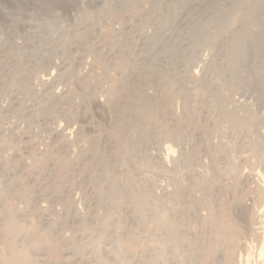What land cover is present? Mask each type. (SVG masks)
Segmentation results:
<instances>
[{"label": "rangeland", "instance_id": "rangeland-1", "mask_svg": "<svg viewBox=\"0 0 264 264\" xmlns=\"http://www.w3.org/2000/svg\"><path fill=\"white\" fill-rule=\"evenodd\" d=\"M64 2H65L64 6H57L56 5L57 2H55L54 4H49V3H44L42 0H0V64L3 61L5 55L2 52V49L6 47L10 51V52L8 51V54L7 53L6 54L9 55L10 58L15 59L11 63L12 64L11 66L16 65V63L19 64V62L21 61L20 67H24V68L23 70H21L22 68L19 70L22 73L20 74L25 78H27L26 82L23 84L24 87L23 86L20 87L21 85L19 86L17 81L13 79L12 77L13 75L8 76L7 69L6 72L2 71L5 73L6 76L4 75V73H1L0 71V80H1V76L2 78L3 77L6 78L8 76L7 77L8 79H6L7 81L9 79L10 80L13 79V82L8 81L9 85L6 84L7 85V87L5 85L6 88L5 87L0 88L1 91L0 146L2 144V146L0 147V208L1 209L2 207L6 209L11 208V210L10 209L9 210L11 211V213L14 214L15 217H17L16 218L17 223L21 228V232L19 236L17 235L18 237L16 236L14 237L15 239L17 238L16 239L17 242L19 241L21 242L23 238H28V237L30 238L32 236L35 238H39L40 236H42L41 233L43 231L42 228L44 227L43 225L44 222L51 223L55 227L57 226L56 228H58L60 231L59 233H61L59 234L58 245L56 248L57 250H53V251L43 250L39 252L38 251L34 252L33 250L32 253L33 264H36L37 260L40 261L43 260L42 264H49V263L56 264V262L58 263V261L62 263L65 262L66 264L73 262L75 259L79 260L80 264H84V262H80L83 260L82 258H84V261L89 260V258L90 260H92L94 256L101 253L102 251L104 252L108 251L110 253V255L113 257V258L111 257L112 262L110 261V263H114V264H120V263L152 264V262L159 264H166V263L187 264L189 258L188 256L189 255L191 256V252L194 254L195 252H197L199 248L202 247L204 248V246H213V244L216 246L215 242L219 240L218 237L219 234L214 230H212L213 231L212 234L209 225H204V223H206V219L209 218L210 215L213 217L212 213H214L213 209L210 208V206L207 205V203H205V198H209V197H210L209 198L210 201H213L214 203L215 202L218 203V204L216 203L214 204L218 212V215L222 217L220 218L222 220L223 225L227 223V226H229V228L230 226L232 227L229 230V228L225 225L230 233L233 232V235L235 237L232 234H229L228 235L229 238L227 237L226 242L224 243L225 245L222 244L221 246H219L221 251L220 249H218L219 247L217 248L216 246L215 253H217L216 254L217 257L215 260H214L215 257H213L210 259L212 261L210 262V260H208L207 263L206 262L207 260L205 261L202 260L201 258L198 259L196 258L194 264H213V263L214 264H239V263L245 264L246 263L245 261H247V259H249L248 260L249 262L247 261L248 264L257 263L258 258L256 256L257 254L256 248H258L257 246L258 242H256L257 240L255 239L256 234L253 233V231L251 232V230L249 229L247 230V226L248 224H250V222L256 224L258 222L257 220L259 218L260 213L264 212V207H263L264 188L260 187L262 184L261 177L264 176V99L261 100L260 98L259 100L257 89L254 88L255 86H252L253 87L252 88L246 85V81L248 77L253 75L252 70L248 64H243L242 66H240L238 71L234 74L235 77L243 81V83H241L238 87L229 86L231 75L228 72L220 76H214L215 74H212L211 62H213L212 60L214 58H217L216 59L217 62L214 59L215 63L218 64L224 63V60L220 58L221 55L219 57H214L216 51L223 50V48L225 47L223 46V44H226L228 42V41L224 42L225 41L224 38L216 39L214 46L201 47V49H199L200 51L198 55L195 56L193 60L188 59L189 60V62L187 63L188 71L185 70L184 66H181L184 64L180 63L181 67H179V71L181 72V70H184L183 74L185 75L186 72L187 76L189 77L188 79L189 81L187 80L184 84V86H186L187 88L184 86L180 87L179 84H172L170 87L166 86L164 88L168 90L166 94L158 95L157 91L161 88L159 87L158 89L159 82L154 77H150L147 81H145L146 83L142 85L141 87L142 95L150 98H156V97L161 98V99H155L157 104H159L157 113L158 114L160 113L159 117H164V119L166 118L167 121L166 120L165 121L167 123L165 121L163 122L159 121L157 124L152 123L148 129L151 137L146 140L141 139V132L137 126H135L133 123L128 126L125 136L128 139V144H131L134 147L136 151L135 156L137 158L139 157L138 158L139 163L136 165H132V164L128 165L126 163V160L128 161V159L131 158L132 152L123 147L124 154L122 153L121 157L122 159H124V161L120 163V166L118 164L117 170L118 171L121 170V172H116L115 177L116 180L118 179L119 181H121V183L123 182L122 184L126 186L124 181L125 177H127L128 174L126 173V171L129 172V170L132 169L133 173L135 172L134 175H132L133 179L135 177L134 181L137 182L135 183L139 187V189L142 188V186L144 187L146 186L149 189L150 192L149 204L151 205L148 204L147 206L148 208L146 207L145 208L146 210L145 211L143 210L144 215H142V219L144 222V216H145V222L143 224L142 223L140 224L138 220V216H139L138 213L131 211L133 210V208L130 205L131 204L130 201H128L129 199L128 200L123 199L121 201H118V204L115 205L116 207L114 206L109 213V218H110L109 220H111V227H109L110 226L109 225L108 228H106L107 232L105 230V235H103V237L97 236L95 230L97 226L100 224L101 217L103 215L105 216L108 215L107 213L108 208L104 205L102 207V205L99 206V204H97L99 194H97L96 192L95 184L99 171L97 165H95L96 161L92 158L88 159V156L89 154L94 155V154H98L99 152L98 155L100 156V158L102 157L99 161V164L101 163V161H107L114 158V151L108 149L107 147L105 148L102 139L104 136L110 135L111 133L112 134L110 136L116 138L113 135L114 132L111 130V124L113 123L111 121L115 119L117 113L119 112L115 108L116 103L120 101V97L122 96L121 94L118 95L120 93L118 92L119 85L121 84L123 77H126V75L132 73V71L134 72L138 71V69L134 70V69H130V67L128 68L127 66H124L123 63L115 65L114 57H116V54L118 55L117 57H119L123 53H111L110 50L111 51L113 50V52L116 51L119 48V47L117 48V46L119 45H123V49L125 48V50L139 49V47L142 46L146 38L152 35L153 32L155 31V25L152 23V20L148 18L150 16H146V14L149 12L154 17H158V14L156 12H152L153 0H122L124 6L126 7V11L124 13H119L118 11L112 13L113 15L111 14L109 15L107 13V0H64ZM130 16H132V18L128 19V17ZM237 21L238 18L232 20L231 23L232 27L238 24L239 21L238 22ZM124 23H127L128 25H130L132 29H134L133 34L135 33V37L133 36V34L132 35L129 34L128 32L129 30L124 29ZM60 29L63 30L62 34H58ZM258 29H259L258 24L252 25L253 31H257ZM45 37L48 38L50 37L51 39H53V43L52 42L49 43L48 44L49 46L53 44L55 45L62 44L64 46V49L65 47H68L69 44H71L74 38L85 40V42H88L93 46V48L91 49L98 50L97 52L100 53H97L95 51H93L92 53L91 50L89 51L86 50L85 52L82 53L78 50L79 48L78 44L75 43L78 47L71 45L70 49L67 48L64 52L58 51V53L46 52L43 54H39L38 56L43 58L50 57L51 64L49 63L47 67H38L39 66L38 62H40L41 64L42 59H40L35 54L32 55L29 54L30 56L26 54L25 55L22 54L21 56L19 51H21L20 49H22L23 47L25 48L26 46H28V49H30L32 47L31 45H35V44L39 45L41 43V40L44 39ZM220 40H222L223 42ZM114 41L115 43H113ZM12 51H14V53H12ZM106 51L107 53L108 52L110 53L107 54ZM15 52L19 54L18 58H17V53ZM189 52L190 53L192 52V47L189 48ZM141 54H145V53H141ZM141 54L139 53L138 55V53L137 54L129 53V55L128 54L126 55L129 58L132 57L133 59L137 55L136 57H138L139 59V57H141L140 56ZM33 55H35L36 57ZM164 59L167 60L166 58ZM66 62L68 64L69 62H73V63L70 66L67 64L68 65L67 66ZM21 63L23 64L22 66ZM71 66L73 68H71ZM138 66L140 67V65ZM8 72L10 75L11 73L10 70ZM211 75H213L212 76L214 80V82L212 81L213 84L215 86H218V88L220 87L219 88L220 95L223 98L225 97L224 99L227 100V102H225L226 110L232 111L234 114H236L237 118L240 117L246 118L247 115H249V113L252 115V119L246 125V127L245 126L243 127L244 129L241 128L242 130L240 129L238 131L239 128L236 129L233 126L231 127L230 121H227L228 120L227 117L226 120V118L220 114L218 118L217 115L220 112L218 111L217 114V112L215 111L217 110L216 108L213 109L212 106L211 109L213 110H210V107L207 108L200 102L199 98L211 96V93L204 89V79L205 78L211 79ZM130 78H132V75ZM14 80L16 83L14 82ZM81 84L82 85L84 84L85 88H83L84 85L81 88L82 86ZM26 87L28 88V91L31 89L30 91L32 92L29 91L30 93L29 92H26V94L23 93L21 91V88H26ZM208 87H211V85H208ZM93 88L95 90H92L94 92L91 93L92 92L91 89ZM83 89L85 90L82 91ZM187 89H190L188 90L189 91L188 96L186 93ZM203 90L207 92L206 95L204 94L205 91ZM33 92H35L36 95ZM166 96L169 98H167ZM42 98L44 99L43 101L41 100L43 104H40L41 103L40 99ZM59 98H61V100H59ZM191 99L193 101H191ZM19 100L24 101L22 103H23L24 111L26 110L25 112H23V109H19V110L17 109V111L10 109L11 106L13 105L12 103L18 102ZM53 100L58 101L57 103L59 105L55 101L53 102ZM52 103L54 104L56 103L57 107L56 104L54 105ZM200 105H203L204 107ZM39 106H42V108L47 106L48 110L47 109L44 110ZM161 106L163 107L161 108ZM240 106L243 108H241ZM50 107L52 110L50 109ZM159 108L161 109L160 111ZM205 108L206 110L208 109L207 111L209 113L205 110ZM87 109L90 112L87 111ZM233 109H235V111ZM20 110H22L21 111L22 113L20 112ZM38 111L41 112L43 111V113ZM122 112L127 113V110L125 109V111ZM132 115L133 117L131 118V120H134L136 117H140L141 113L139 111L133 112ZM198 116L199 118H197ZM215 117L217 118L216 120L214 119ZM217 120L219 121V123L216 125L213 122L217 123L218 122ZM108 122L111 124H109ZM163 124H165L166 126L168 125V127L173 129L174 131L173 133L175 134L178 133L179 135L182 134L181 135L182 138L170 137L166 135V133L164 134L163 131L165 127ZM60 132H65L66 136L61 134ZM157 133H159L160 135L159 134L157 135ZM165 141L171 142L175 149V150L173 149L172 152L169 151L170 156L167 158L166 156H168V154H166V151L164 152V149L160 147V145H162V143H164ZM255 141H258L257 142L258 145H256L258 147H255L254 145ZM175 143L179 145H176ZM92 144L98 148L96 152H93V150H91L93 148ZM192 151L195 152L196 154L192 153ZM186 153L188 154L190 153L192 154V156L194 155L192 157L193 159L191 158L190 160L191 163L190 162L188 163L190 166V168L188 169L189 171L186 168L188 164H184V162H182L181 159L182 156H184V154ZM160 157L165 158L164 163H161ZM168 159L170 160L168 161ZM2 162L8 164V166L3 164ZM41 165L44 166V167L42 166L43 168L46 167L48 170H45L46 172L45 171L43 172L42 171L43 169L41 170ZM20 170L21 173H18V176L20 175L19 177L18 176L16 178L10 177L11 173H16L17 171ZM257 172L263 175L260 177L257 176L256 180L255 178L252 179L251 178L252 176L250 175H254ZM188 173L189 174L191 173V175L189 176ZM108 175L111 177L110 174ZM108 175L107 178L109 179ZM12 178L13 180L11 182L10 179ZM91 178L94 179V181H92ZM203 182H206L207 185L205 183L203 184ZM260 182L261 184L259 185ZM191 184H193L194 187L191 186ZM7 185L9 187L11 186L12 187L17 186V188L19 186L20 187L16 191L14 190V192L13 191L11 192V190L8 191V189L10 188H8ZM203 186L210 187L209 189L210 193L208 197L202 191ZM126 187L128 188V186ZM174 187L176 189L178 188L181 189V187L183 189L184 188L188 189L187 190L188 195H186L187 197L186 196L185 197L187 200H189V203L191 202L190 203L191 205L190 204L186 205L182 202H179L180 203L179 204L175 199L170 197L176 191ZM191 187L192 189H189ZM3 189L6 190L4 191ZM44 192L46 194H44ZM169 192H171V194ZM235 196L238 197L240 201V203L237 202L239 206L245 205L244 208H247V211L248 209L250 210L248 211V213L250 212L248 216L249 219L247 218L244 221L242 220L243 223H241L242 221H239L240 224L242 225L244 224L243 231L235 230L237 228H240L239 225H237L239 222L235 224L236 222L228 214L229 208L230 210L232 209L234 210L235 208L237 209V207H239L238 204H236L235 200L237 198ZM38 197L40 198L38 199ZM217 197L218 200L220 201L216 199ZM233 197H235L234 200ZM41 199L42 202L40 201ZM214 199L217 200L218 202L214 201ZM221 200L224 202H222V204H219L221 203ZM232 200L234 201V204ZM192 203L195 204L193 205ZM227 203L228 206H226ZM229 203H231V206ZM242 203L243 205H240ZM178 204L179 206H177ZM5 205L6 206L8 205L9 207L8 206L6 207ZM51 206H55V207H51ZM224 206L225 208L223 210H225L226 212H224L220 208ZM231 207L233 208L231 209ZM226 208L228 209L226 210ZM1 209H0V213H1L0 230L4 228V227L1 228V226L3 224L5 225V221H6L5 213ZM50 209L53 211H51ZM210 209L213 212L210 211ZM221 211H223V214H225L224 218L222 216L223 214ZM2 214L4 215V218ZM173 215H177L176 217L178 218L182 217V221L184 220L183 224L186 223L184 225L185 227L183 226L180 228L181 232L178 235L179 238H176L174 242L173 240L169 241V239L166 237V234L164 233V230H162L163 228H160L163 225L170 227L176 226L177 223L172 219H170ZM226 215L228 218L231 217V219L229 218L230 219L229 222ZM211 216L210 219L212 218ZM163 218L166 220V222ZM203 218H205V220ZM160 219L163 221V223L160 221ZM210 219L207 220V223H209L208 221H210ZM223 219L226 220V223L223 222L224 221ZM67 221L69 222L67 223ZM159 221L161 223H159ZM87 222L89 223L87 224ZM1 223L3 224L1 225ZM231 223L232 224L234 223L233 226L231 225ZM41 224L43 226H40ZM202 226L203 227L205 226L206 228L208 226L207 230L210 229L209 230L210 232L205 230V227L203 228ZM235 226L237 228L234 229ZM78 228L80 231L78 230ZM233 229L236 232H234ZM82 232L85 233L83 234ZM119 234H122L125 239L122 236L121 239L119 240L120 243L119 241L118 242L116 241L114 242V244H112L111 240L112 239L115 240L117 238L116 236H118ZM133 235L135 236L133 237ZM205 237H207L208 239ZM92 238L96 239L97 241H95ZM160 238L163 239L164 241L166 239L165 244L161 243L162 240ZM3 239H4L3 236H1L0 264H9L8 262L9 248L7 243H5V240ZM87 241H90L91 244L90 242ZM241 241L246 243V244L242 243L245 246V247L243 246L245 248V250L243 251H242L243 247H240ZM204 242L206 245L202 244ZM210 242L213 244H211ZM73 243H75L74 244L75 246H79L80 249L83 247V243L84 245L87 244L90 247L87 246L88 248L84 253L78 252V255L76 253V255L74 256L67 257V255H70L67 254V249H69V246L71 247L72 246L71 244ZM121 243L124 246H122ZM172 243L173 244L176 243V244L173 245ZM237 243L238 245H236ZM116 244L119 245L117 246ZM167 244L169 245L166 247L165 245ZM174 246H176L177 249ZM169 247L172 248L170 249L171 251L169 250ZM156 250L160 255L157 254ZM148 251L151 253L154 252L156 253L155 255L158 256L157 259L158 262L145 259L144 253ZM240 251L243 252L241 254L242 256L238 255L240 254ZM53 254L55 255L53 256ZM220 255H222V260L221 259L218 260V256ZM72 257H74L73 258L74 260H72ZM238 257H241V259H239ZM124 258L125 260H123ZM79 263L77 261L76 264Z\"/></svg>", "mask_w": 264, "mask_h": 264}, {"label": "bare ground", "instance_id": "bare-ground-1", "mask_svg": "<svg viewBox=\"0 0 264 264\" xmlns=\"http://www.w3.org/2000/svg\"><path fill=\"white\" fill-rule=\"evenodd\" d=\"M44 3H49V4H54L55 2H57V6H64L65 5V2L64 0H42ZM114 5V6H113ZM119 13H124L126 11V7L124 6L122 0H107V13L110 15H113L112 13H115V12H118ZM152 12H156L158 14V17H154L152 14H150L149 12L146 14V16H150L148 18H150L152 20V23L155 25V31L153 32L152 35H150L148 38H146V40L143 42L142 46L139 47V49H135V50H125V48L123 49V45H119L117 46V50L113 52V50L110 52L111 53H123L121 54L119 57H117L118 55L116 54V57L115 60H114V64L115 65H118V64H122L124 66H127L128 68L130 67V69H138L137 72H134L132 71V73L126 75V77H123L122 79V82L121 84L119 85V89H118V92H120L118 95H122L120 97V101L119 102H115L116 105H115V108L119 111L115 117V119H113V122L111 124V130L114 132L113 135L116 137V138H113L112 136L110 135H106L103 137V144L105 145V148L107 147L108 149L110 150H113L114 151V158L113 159H110V160H107V161H101V163L99 164V161L100 159V156L98 154H94V155H91L89 154L88 156V159L89 158H92L94 159L96 162L95 165H97L98 167V171H99V174H98V177L96 179V184H95V189H96V192L97 194H99V198H98V202L97 204H99V206L103 205L106 206L108 209H107V213L108 215L105 216L103 215L100 219V224L97 226L95 232L97 234L98 237H103V235H105V230L106 228L111 227V220H109V213L110 211L112 210V208L118 204V201H121L123 199H129L128 201H130V205L131 207L133 208V210L131 211H134L136 213H138V220H139V223L143 224L145 222V216H144V222H143V219H142V215L143 214V210L145 211L146 207L148 206L149 204V189L145 186H142V188L139 189V187L136 185V181H134L133 179V176L134 173L132 171V169L128 171H126L127 174V177H125L124 181H125V184L126 186H128V188L121 183V181H119L118 179L116 180V172H121L117 170V166L119 164L120 166V163L124 161V159H122V153L124 151L123 147L126 148L127 150L131 151L132 152V156L130 159H128V161L126 160V163L128 165L132 164V165H136L139 163V160L138 158L135 156L136 155V151L134 149V147L131 145V144H128V139L127 137L125 136L126 135V131H127V128L129 125H131L132 123L137 126L141 132V139H148L151 137V135L149 134V127L152 123H155L157 124L159 121H165L166 118L164 119V117H159V114L157 113V109H158V106L159 104H157L156 100L155 99H161L160 97H156V98H150V97H145L144 95H142V85H144L150 77H154L155 79L158 80L159 82V86H158V89L159 87L161 89H159L157 92L158 95H162V94H166V92L168 90L164 89L166 86L167 87H170L172 84H179L180 87L181 86H184L185 82L189 79V77L187 76L186 72H185V75L183 74V71L184 70H181V72L179 71V67L181 66H184L185 67V70L188 71V62L189 60L188 59H191L193 60L195 58V56L198 55L199 53V49H201V47H205V46H214L215 45V41L216 39H221V38H224L225 41H228L226 44H223V46H225L223 48V50H220V51H216L215 53V56L213 54L214 57H219L220 55V58H222L224 60V63L223 64H218V63H215L214 62V59L216 60L217 58H214L211 62L212 65H211V72L212 74H215L214 76H220L226 72H228L230 75H231V79L229 81V86L230 87H238L241 83H243L242 80L238 79L237 77H235V73L238 71V69L240 68V66H242L243 64H248L252 70V74L251 76L248 77L247 81H246V85H248L249 87H252V86H255L254 88L257 89V92H258V98L260 100H263L264 99V0H153L152 2ZM132 16L128 17V19H131ZM235 18H238V24L234 27H232V20L235 19ZM127 19V20H128ZM237 20V19H236ZM234 20V21H236ZM254 24H258L259 25V29L257 31H253L252 30V25ZM231 25V27H230ZM154 27V26H153ZM124 29H127L129 30V34H133V31L134 29H132L130 27V25H128L127 23H124ZM131 29V31H130ZM63 30L60 29L59 30V33L58 34H62ZM142 35V34H141ZM133 36L135 37V33L133 34ZM61 37V36H60ZM55 40V39H54ZM139 40V38H138ZM223 40V39H222ZM220 40V41H222ZM53 43V39H51L50 37H45L44 39L41 40V43L39 45H31L32 47L30 49H28V46H26L25 48L23 47L22 49H20L21 51L20 54L22 56L23 55H28L30 56L29 54H35L36 56H38L39 54H43V53H46V52H50V53H58V51H62L64 52L67 48L70 49V46L73 45V46H77L76 44H78L79 48L78 50L80 52H85L86 50H91L92 53L93 51L97 52L98 50H93L91 48H93V46L91 44H89L88 42H85V40H80V39H77V38H74L71 42V44H69L68 47H65L64 49V46L62 44H53V45H48L49 43ZM139 42V41H138ZM223 42V41H222ZM74 43V44H73ZM76 43V44H75ZM115 43V41L113 42ZM191 45V46H190ZM72 46V47H73ZM77 46V47H78ZM192 47V52L190 53L189 52V48ZM220 47V46H219ZM111 48V47H110ZM28 49V50H27ZM73 49V48H72ZM82 49V50H80ZM203 50V49H202ZM8 48H4L2 49V52L5 54L4 55V58H3V61L1 62L0 64V68H1V73H4L2 71H5L6 72V69L9 71L10 70V75H9V72L7 71L8 73V76H11L13 75V79H15L18 83V85L20 87L23 86V84L26 82V79L24 76H22L21 74V71H19L21 68V70H23L24 67H20V62L19 64H17L16 62V65H13L11 66L13 60L15 59H12L9 57L8 54ZM10 52V51H9ZM105 52V51H104ZM108 52V53H110ZM7 53V54H6ZM12 53H14V51H12ZM17 53V52H15ZM97 53H100V52H97ZM103 53V52H102ZM107 53V51H106ZM107 53V54H108ZM132 54V53H145V54H141L138 59V57H134V59L132 57H128L126 54L129 55ZM11 54V53H10ZM191 54V56H190ZM16 55V54H15ZM33 55V56H35ZM35 56V57H36ZM12 57V56H11ZM14 57V55H13ZM19 57V54L17 53V58ZM40 59H42L41 61V64L40 62H38L39 66L38 67H47L48 64L50 62V57H47V58H43V57H40L38 56ZM86 57V56H85ZM113 57V56H112ZM199 57V56H198ZM16 58V59H17ZM25 58V57H24ZM32 58V57H31ZM110 58V57H109ZM164 58H166L167 60H165ZM197 58V57H196ZM20 59H23V58H20ZM198 59V58H197ZM18 60V59H17ZM19 61V60H18ZM26 61V60H25ZM63 61V60H62ZM24 62V61H23ZM30 62V61H29ZM83 62V61H82ZM217 62V60H216ZM73 62H69V64L66 62V65L68 64L69 66L72 65ZM180 63H183L184 65H181L180 66ZM222 63V62H221ZM14 64V63H13ZM32 64V63H31ZM65 64V63H64ZM84 64V63H83ZM23 64L21 63V66ZM34 65V64H33ZM67 65V66H68ZM74 65V64H73ZM82 65V64H81ZM140 65V67L138 66ZM25 66V65H24ZM122 66V65H121ZM60 67V66H59ZM126 67V68H127ZM61 68V67H60ZM68 68V67H67ZM71 68H73L71 66ZM119 68V67H118ZM195 68V67H194ZM49 69V68H48ZM147 69V70H146ZM210 69V68H209ZM25 70V69H24ZM64 70V69H63ZM197 70V69H196ZM41 71V70H40ZM49 71V70H48ZM32 72V71H31ZM21 73V74H20ZM190 73V72H189ZM25 74V73H24ZM23 74V75H24ZM28 74V73H27ZM74 74V73H73ZM2 75V74H1ZM5 75V73H4ZM3 75V76H4ZM72 75V74H71ZM132 75V78H130ZM189 75V74H188ZM6 76V75H5ZM7 76V77H8ZM31 76V75H30ZM74 76V75H73ZM130 76V77H129ZM213 75H211V79H204V89L208 92L211 93V96L209 97H203V98H199L200 99V102L206 106L207 108L210 107V110H213L214 108H216L217 110H215L218 114V111L220 112L217 116L219 118V115L221 114L222 116H224L226 118L227 121H230V126L238 129V131L243 128L244 126L246 127V125L250 122V120L252 119V115L249 113V115L244 116L246 118H237L236 114H234L232 111H228L226 110V107H225V102H227L226 99H224L220 93H219V88L218 86H215L213 84L214 80L212 78ZM5 78L1 76V80H0V88L1 87H5L6 84L9 85L8 81H11L13 82V79L12 80H6L8 78ZM46 77V76H45ZM75 77V76H74ZM192 78V77H191ZM190 78V79H191ZM5 79V80H3ZM55 79V78H54ZM14 80V82H15ZM198 80V79H197ZM31 81V80H30ZM189 81V80H188ZM200 81V80H199ZM213 81V82H212ZM47 82V81H46ZM45 82V83H46ZM51 82V81H50ZM16 83V82H15ZM82 83V82H81ZM49 84V83H47ZM36 85V84H35ZM61 85V84H60ZM82 85V84H81ZM84 85V84H83ZM83 85L81 86V88L83 87ZM200 85V84H199ZM202 85V84H201ZM208 85H211V87H208ZM33 86V85H32ZM43 86V85H42ZM41 86V87H42ZM65 86V85H64ZM7 87V85H6ZM5 87V88H6ZM24 87V86H23ZM50 87V86H49ZM89 87V86H88ZM186 87V86H184ZM202 87V86H201ZM27 88V87H26ZM21 88V91L23 93L26 94V92H29L28 91V88ZM85 88V85L84 87ZM187 88V87H186ZM185 88V89H186ZM253 88V87H252ZM4 89V88H2ZM1 89V90H2ZM50 89V88H49ZM48 89V90H49ZM184 89V90H185ZM6 90V89H5ZM53 90V89H52ZM69 90V89H67ZM72 90V89H71ZM85 89H83L82 91H84ZM87 90V88H86ZM89 90V88H88ZM92 90H95L94 88L91 89ZM190 89H187L186 93H187V96H188V93ZM203 90V91H205ZM181 91V90H180ZM205 91V95H206V92ZM5 92V91H4ZM32 92V91H30ZM29 92V93H30ZM90 92V90H89ZM94 91H92L91 93H93ZM104 92V91H103ZM1 93V91H0ZM18 93V92H17ZM35 93V92H33ZM52 93V92H51ZM81 93V92H80ZM84 93V92H83ZM86 93V91H85ZM84 93V94H85ZM90 93V94H91ZM170 93V92H169ZM172 93V92H171ZM222 93V92H221ZM24 94V95H25ZM40 94V93H39ZM49 94V93H48ZM67 94V93H66ZM88 94V93H87ZM104 94V93H103ZM144 94V93H143ZM14 95V94H13ZM23 95V96H24ZM36 95V93H35ZM79 95V93H78ZM157 95V96H158ZM186 95V94H185ZM203 95V96H205ZM22 96V97H23ZM28 96V95H27ZM30 96V95H29ZM56 96V95H55ZM64 96V95H63ZM67 96V95H66ZM83 96V95H82ZM85 96V95H84ZM98 96V95H97ZM102 96V95H101ZM168 96V95H167ZM166 96V97H167ZM172 96V95H171ZM186 96V97H187ZM16 97V96H15ZM35 97V96H34ZM47 97V96H46ZM54 97V96H53ZM52 97V98H53ZM60 97V96H59ZM86 97V96H85ZM96 97V96H95ZM191 97V96H190ZM189 97V98H190ZM196 97V96H195ZM248 97V96H247ZM20 98V97H19ZM17 98V99H19ZM103 98V97H102ZM169 98V97H167ZM21 99V98H20ZM23 99V98H22ZM56 99V98H55ZM65 99V98H64ZM73 99V98H71ZM106 99V98H105ZM122 99V100H121ZM166 99V98H165ZM163 99V100H165ZM196 99V98H195ZM14 100V99H13ZM32 100V99H30ZM43 101L44 99H40V101ZM48 100V99H47ZM57 100V99H56ZM56 100H53V102L55 101L56 103L58 101ZM59 100H61V98H59ZM67 100V99H66ZM89 100V99H88ZM91 100V99H90ZM119 100V99H117ZM116 100V101H117ZM188 100V99H187ZM186 100V101H187ZM226 100V101H225ZM27 101V100H26ZM29 101V100H28ZM41 101L40 104H43ZM159 101V100H158ZM190 101V99H189ZM191 101H193L191 99ZM13 102V101H12ZM24 101H18V102H15V103H12L13 105L11 106V110H16L17 109H23V103ZM46 102V101H44ZM60 102V101H59ZM70 102V101H69ZM84 102V101H83ZM55 103V104H56ZM72 103V102H71ZM45 104V103H44ZM50 104V103H49ZM54 104V103H52ZM54 104V105H55ZM58 104V103H57ZM57 104H56V107H57ZM69 104V103H68ZM84 104V103H83ZM241 104V103H240ZM239 104V105H240ZM25 105V104H24ZM46 105V104H45ZM48 105V104H47ZM59 105V104H58ZM203 105H200V106H203ZM242 105V104H241ZM44 106V105H43ZM49 106V105H48ZM53 106V105H52ZM185 106V105H184ZM203 106V107H204ZM213 106V109H211ZM236 106V105H235ZM244 106V105H243ZM4 107V106H3ZM29 107V106H27ZM42 108V106H39ZM55 107V108H56ZM163 106H161L162 108ZM186 107V106H185ZM199 107V106H198ZM241 107V106H240ZM25 108V107H24ZM31 108V107H30ZM39 108V109H41ZM48 107L45 106L44 110H46ZM54 108V107H53ZM60 108V107H59ZM89 108V107H88ZM243 108V107H241ZM51 109V107H50ZM65 109V108H64ZM67 109V108H66ZM125 109L127 110V113H123L122 111H125ZM239 109V108H238ZM30 110V109H29ZM33 110V109H32ZM43 110V111H44ZM48 110V109H47ZM52 110V109H51ZM161 109L159 108V111ZM202 110V109H201ZM206 110V108H205ZM208 110V109H207ZM206 110V111H207ZM235 111V109H233ZM242 110V109H241ZM22 110H20L21 112ZM26 111V110H25ZM24 109H23V112H25ZM43 111H38V112H41L43 113ZM50 111V110H49ZM48 111V112H49ZM64 111V110H62ZM61 111V112H62ZM67 111V110H66ZM85 111V110H83ZM87 111H89L87 109ZM108 111V110H107ZM140 112L141 115L140 117H136L134 120H131V118L133 117V112ZM247 111V110H246ZM245 111V112H246ZM10 112V111H9ZM56 112V111H55ZM58 112V111H57ZM90 112V111H89ZM203 112V111H202ZM201 112V113H202ZM208 112V111H207ZM215 112V113H216ZM8 113V112H7ZM17 113V112H16ZM22 113V112H21ZM46 113V111H45ZM66 113V112H65ZM87 113V112H86ZM193 113V112H192ZM200 113V112H199ZM209 113V112H208ZM207 113V114H208ZM252 113V112H251ZM31 114V113H30ZM29 114V115H30ZM39 114V113H38ZM174 114V113H173ZM203 114V113H202ZM213 114V113H212ZM23 115V114H22ZM88 115V114H87ZM110 115V114H109ZM162 115V114H161ZM194 115V114H193ZM199 115V114H198ZM201 115V114H200ZM209 115V114H208ZM31 116V115H30ZM29 116V117H30ZM43 116V115H42ZM85 116V115H84ZM164 116V115H163ZM177 116V115H176ZM189 116V115H188ZM196 116V115H195ZM207 116V115H205ZM27 117V116H26ZM32 117V116H31ZM38 117V116H37ZM40 117V116H39ZM59 117V116H58ZM175 117V116H174ZM191 117V116H190ZM213 117V116H212ZM221 117V116H220ZM4 118V117H3ZM46 118V117H45ZM168 118V117H167ZM182 118V117H181ZM199 118V116L197 117ZM223 118V117H222ZM242 118V119H241ZM8 119V118H7ZM59 119V118H58ZM172 119V118H171ZM170 119V120H171ZM189 119V118H188ZM211 119V118H210ZM215 120L217 119L216 117L214 118ZM213 119V120H214ZM73 120V119H72ZM191 120H194V119H191ZM190 120V121H191ZM219 120V119H218ZM217 120V121H218ZM56 121V120H55ZM167 121V120H166ZM165 121V122H166ZM198 121V120H196ZM200 121V120H199ZM220 121V120H219ZM219 121L216 123V122H213L215 123L216 125L219 123ZM23 122V121H22ZM21 122V123H22ZM33 122V121H32ZM58 122V121H57ZM81 122V121H80ZM223 122V121H222ZM167 123V122H166ZM206 123V121H205ZM204 123V124H205ZM30 124V123H29ZM87 124V123H86ZM195 124V123H194ZM221 124V123H220ZM37 125V124H36ZM101 125V124H100ZM164 125V134L166 133V135L170 136V137H176V138H182L181 135L182 134H178V133H173V129H171L170 127H168V125L166 126L165 124ZM171 125V124H170ZM189 125V124H188ZM201 125V124H200ZM209 125V124H208ZM72 126V125H71ZM206 126V125H205ZM204 126V127H205ZM213 126V125H212ZM215 126V125H214ZM69 127V126H68ZM172 127V126H171ZM219 127V126H218ZM206 128V127H205ZM214 128V127H212ZM65 129V128H64ZM244 129V128H243ZM15 130V129H14ZM57 130V129H56ZM55 130V131H56ZM59 130V129H58ZM199 130V128H198ZM229 130V129H228ZM242 130V129H241ZM203 131V130H202ZM218 131V130H217ZM49 132V131H48ZM78 132V131H77ZM243 132V131H242ZM241 132V133H242ZM61 134L65 135L66 133L65 132H60ZM230 133V132H229ZM239 133V132H238ZM159 133H157L158 135ZM226 134V133H225ZM160 135V134H159ZM184 135V134H183ZM195 135V134H194ZM203 135V134H202ZM201 135V137H202ZM66 136V135H65ZM165 136V135H164ZM188 136V135H187ZM186 136V137H187ZM198 136V135H196ZM195 136V137H196ZM204 136V135H203ZM225 136V135H224ZM62 137V136H61ZM194 137V136H193ZM56 139V138H55ZM117 139V140H116ZM198 139V138H197ZM233 139V138H232ZM66 140V139H65ZM69 140V139H68ZM67 140V141H68ZM161 140V138H160ZM165 140V139H164ZM187 140V138H186ZM200 140V139H199ZM202 140V139H201ZM257 140V138H256ZM100 141V140H99ZM196 141V139H195ZM118 142V144H117ZM156 142V141H155ZM186 142V141H185ZM192 142V141H191ZM200 142V141H199ZM258 141H255L254 142V145L255 147H258L256 145H258L257 143ZM69 143V142H68ZM176 144V143H175ZM174 144V145H175ZM93 145V144H92ZM176 145H179V144H176ZM253 145V146H254ZM2 146V144H1ZM0 146V147H1ZM181 146V145H180ZM194 146V145H193ZM197 146V145H196ZM252 146V145H251ZM93 148L91 150H93V152H96V150L98 149L97 147H95L94 145L92 146ZM100 147V146H99ZM160 147L162 149H164V152L166 151V154H168L167 157H169V151L172 152V150L174 149L173 145L171 142H164L162 143V145H160ZM159 148V147H158ZM194 149V148H193ZM100 150V149H99ZM175 150V149H174ZM71 151V150H70ZM139 151V150H138ZM163 151V150H162ZM168 151V153H167ZM60 152V151H59ZM192 153L196 154L195 152L192 151ZM212 153V152H210ZM93 154V153H92ZM124 154V153H123ZM126 154V153H125ZM172 154V153H171ZM198 154V153H197ZM96 155V156H95ZM98 155V156H97ZM101 155V153H100ZM128 155V154H127ZM140 155V154H139ZM183 155V154H182ZM215 155V154H214ZM217 155V154H216ZM172 156V155H171ZM194 156V155H193ZM192 154H184V156H182V162H184V164H188L191 160V158L193 157ZM217 157V156H215ZM87 158V157H86ZM161 158V157H160ZM173 158V157H172ZM171 159V158H170ZM168 159V161L170 160ZM193 159V158H192ZM213 159V158H212ZM227 159V158H226ZM147 160V159H145ZM165 158H161V163H164L165 161ZM216 160V159H215ZM220 160V158H219ZM193 161V160H192ZM142 162V161H140ZM149 162V161H148ZM217 162V161H216ZM219 162V161H218ZM3 163V162H2ZM27 163V162H26ZM145 163V162H144ZM152 163V162H151ZM191 163V162H190ZM5 165L8 166V164L6 163H3ZM46 164V163H45ZM87 164V163H86ZM176 164H177V161H176ZM183 164V163H182ZM17 165V164H16ZM125 165V164H124ZM193 165V164H192ZM217 165V164H216ZM215 165V166H216ZM219 165V164H218ZM43 165H41V170L44 172L45 170H48L46 167L43 168L42 167ZM71 166V165H70ZM141 166V165H140ZM146 166V165H145ZM167 166V165H166ZM189 166V164H188ZM186 167L187 170L190 168L189 167ZM196 166V165H195ZM26 167V166H25ZM28 167V166H27ZM40 167V166H38ZM67 167V166H66ZM83 167V166H82ZM135 167V166H133ZM137 167V166H136ZM161 167V166H160ZM183 167V166H182ZM227 167V166H226ZM231 167V166H230ZM7 168V167H6ZM68 168V167H67ZM74 168V167H73ZM85 168V167H84ZM215 168V167H214ZM218 168V167H217ZM234 168V167H233ZM4 169H5V166H4ZM77 169V168H76ZM136 169V168H135ZM139 169V168H138ZM221 169V168H220ZM7 170V169H6ZM26 170V169H25ZM148 170V169H147ZM146 170V171H147ZM153 170V169H152ZM166 170V169H165ZM219 170V169H218ZM226 170V169H225ZM256 170V169H254ZM4 171V170H2ZM12 171V170H11ZM62 171V170H61ZM97 171V172H98ZM175 171V170H174ZM186 171V170H185ZM189 171V170H188ZM215 171V170H214ZM16 172V171H15ZM46 172V171H45ZM83 172V171H82ZM95 172V170H94ZM154 172V171H153ZM166 172V171H165ZM191 172V170H190ZM230 172V171H229ZM249 172V171H248ZM7 173V171H6ZM18 173H21V170L20 171H17L16 173H11L10 174V177H17L18 176ZM34 173V172H33ZM64 173V172H63ZM71 173V171H70ZM155 173V172H154ZM163 173V172H162ZM181 173V172H180ZM184 173V172H183ZM194 173V172H193ZM216 173V172H215ZM37 174V173H36ZM57 174V173H56ZM110 174L111 177L108 175ZM123 174V173H122ZM156 174V173H155ZM159 174V173H158ZM157 174V175H158ZM182 174V173H181ZM189 174V173H188ZM250 174V173H249ZM49 175V174H48ZM91 175V174H90ZM107 175L109 177V179L107 178ZM119 175V173H118ZM150 175V174H149ZM185 175V174H184ZM191 175V173L189 174V176ZM233 175V174H232ZM236 175V174H235ZM263 175V174H262ZM261 173L257 172L256 174L254 175H250L252 176L251 178H255L256 180V177L257 176H262ZM20 176V175H19ZM18 176V177H19ZM26 176V175H25ZM67 176V175H66ZM123 176V175H122ZM126 176V174H125ZM170 176V175H169ZM175 176V175H174ZM193 176V175H192ZM9 177V176H8ZM9 177V178H10ZM91 177V176H90ZM95 177V176H94ZM93 177V178H94ZM119 177V176H118ZM156 177V176H155ZM159 177V176H158ZM172 177V176H171ZM264 177V176H263ZM262 178V184L261 182L259 183V185L261 184L260 187L264 188V178ZM8 178V179H9ZM22 178V177H21ZM88 178V177H87ZM161 178V177H160ZM180 178V177H179ZM7 179V177H6ZM59 179V178H58ZM89 179V178H88ZM92 179V178H91ZM122 179V177H121ZM120 179V180H121ZM159 179V178H158ZM192 179V178H191ZM215 179V178H214ZM11 182L13 180L10 179ZM21 180V179H20ZM137 180V179H136ZM164 180V179H163ZM182 180V179H181ZM206 180V179H204ZM209 180V179H208ZM254 180V181H255ZM6 181V180H5ZM8 181V180H7ZM47 181V180H46ZM52 181V180H51ZM85 181V180H84ZM92 181H94V179H92ZM260 181V180H259ZM9 182V181H8ZM38 182V181H37ZM43 182V181H42ZM48 182V181H47ZM57 182V181H56ZM136 182V183H135ZM213 182V181H211ZM209 182V183H211ZM36 183V182H35ZM95 183V182H94ZM169 183V182H168ZM206 184V182H203V184ZM9 184V183H8ZM15 184V183H14ZM13 184V186H14ZM28 184V183H27ZM257 184V183H256ZM11 185V184H10ZM17 185V184H16ZM57 185V184H56ZM90 185V184H89ZM147 185V184H146ZM8 186V185H7ZM6 186V187H7ZM27 186V185H26ZM85 186V185H84ZM126 188H125V187ZM162 186V185H161ZM168 186V185H167ZM185 186V185H184ZM191 186H193V184H191ZM20 187V186H19ZM18 187V188H19ZM30 187V186H29ZM81 187V186H80ZM93 187V186H91ZM136 187V188H135ZM138 187V188H137ZM141 187V186H140ZM194 187V186H193ZM200 187V186H199ZM259 187V188H260ZM4 188V186H3ZM10 188V189H8ZM8 191L11 190V192L14 190L16 191L18 188L17 186L15 187H9L8 186ZM40 188V186H39ZM87 188V187H86ZM168 188V187H167ZM175 188V187H174ZM176 189V188H175ZM189 189H192L189 188ZM201 189V188H200ZM210 187H206V186H203L202 187V191L207 195V197L209 196V193H210ZM228 189V187H227ZM230 189V188H229ZM257 189V188H256ZM4 190V189H3ZM6 190V189H5ZM4 190V191H5ZM173 190V189H172ZM187 190L188 189H183L181 187L176 189L175 193H173V195H171L170 197L175 199L178 203L179 202H182L184 204H190L189 203V200L186 199V195H188L187 193ZM219 190V189H218ZM263 190V189H262ZM4 191H1V192H4ZM28 191V190H27ZM26 191V192H27ZM60 191V190H59ZM173 191V192H174ZM191 191V190H190ZM21 192V191H20ZM40 192V191H39ZM51 192V191H50ZM168 192V191H167ZM219 192V191H218ZM223 192V191H222ZM36 193V192H35ZM69 193V192H68ZM71 193V192H70ZM84 193V192H83ZM171 194V192H169ZM262 193V192H261ZM20 194V193H19ZM44 194H46L44 192ZM219 194V193H218ZM39 195V194H38ZM169 195V194H168ZM4 196V195H3ZM40 196V195H39ZM49 196V195H48ZM65 196V195H64ZM186 196V197H185ZM192 196V195H191ZM218 196V195H217ZM237 196V195H236ZM235 196V197H236ZM264 196V195H263ZM6 197V196H5ZM24 197V195H23ZM53 197V195H52ZM219 197V196H218ZM218 197L216 198L218 200ZM233 197V200L234 198ZM262 197V195H261ZM32 198V197H31ZM40 197H38L39 199ZM69 198V197H68ZM192 198V197H191ZM210 198V197H209ZM209 198H205V203H207V205L210 206V208L213 209L214 213H212L213 211L210 209V213H212L213 217L210 219V216L209 218L206 219V223H204V225H209L210 229H211V232L213 234V231H216L218 234H219V240L218 241H214L217 248L219 246H221L222 244H224L226 242V239L227 237L229 238V234H232L233 235V232H229V230L232 228L230 226H227V223H226V220L223 219L224 223H226L225 225L229 228V230L227 229V227L225 225H223L222 223V220H221V216L218 215V212L216 210V207H215V203L213 201H210ZM222 198V197H221ZM220 198V199H221ZM237 199L235 200L236 201V204L240 203L238 197H236ZM240 198V197H239ZM27 199V198H26ZM55 199V198H54ZM126 200V201H127ZM165 200V199H164ZM195 200V199H194ZM212 200V199H211ZM214 199V201H217ZM223 200V199H222ZM221 200V203L219 204H222V201ZM232 200V201H233ZM264 200V198H263ZM262 200V201H263ZM24 201V200H23ZM42 202V199L40 200ZM68 201V200H67ZM152 201V200H151ZM191 201V199H190ZM220 201V200H218ZM217 201V202H218ZM39 202V201H38ZM47 202V200H46ZM63 202V201H62ZM175 202V203H177ZM238 202V203H237ZM8 203V202H7ZM25 203V202H24ZM203 203V202H202ZM232 203V202H231ZM231 203L230 206H231ZM264 203V201H263ZM5 204V203H4ZM9 204V203H8ZM38 204V203H37ZM49 204V203H48ZM68 204V203H66ZM71 204V203H70ZM180 204V203H179ZM179 204L177 206H179ZM193 204V203H192ZM195 204V203H194ZM193 204V205H194ZM218 204V203H216ZM233 204H234V201H233ZM246 204V203H245ZM262 204V203H261ZM3 205V204H2ZM13 205V204H12ZM26 205V204H25ZM56 205V204H55ZM151 205V204H149ZM191 205V204H190ZM240 205H243L240 204ZM264 205V204H263ZM6 206V205H5ZM8 206V205H7ZM6 206V207H7ZM17 206V205H16ZM98 206V205H97ZM222 206V205H221ZM228 206V203L227 205ZM239 206V204H238ZM9 207V206H8ZM50 207V206H49ZM48 207V208H49ZM51 207H55V206H51ZM75 207V206H74ZM116 207V206H115ZM181 207V205H180ZM236 207V206H234ZM245 205L243 206H239L237 207V209L235 208L234 210L232 209L233 207H231L232 210H230V208H226V210L228 209L229 211V215L233 218V220L236 222L235 224H237L239 221H244L245 219H249V213L248 211H250L248 209L247 211V208H244ZM264 207V206H263ZM2 207V211L5 213V225L3 223H1V229L0 230V235L3 236V240H5V243H7L8 245V248H9V257H8V262L9 264H33V260H32V253H33V250L34 252L35 251H43V250H49V251H53V250H57V245H58V239H59V229L56 228L54 225H52L51 223H46L44 222V227L42 228L43 231H42V236H40L39 238H35L33 237H28V238H23L21 240V242H17L16 239L14 238L15 236L18 237L20 232H21V228L19 226V224L17 223V220L14 216L13 213H11V208H4ZM20 208V207H19ZM34 208V207H33ZM78 208V207H77ZM100 208V207H98ZM130 208V207H129ZM148 208V207H147ZM154 208V207H153ZM168 208V207H167ZM173 208V207H172ZM171 208V209H172ZM222 210L225 208L224 207H220ZM259 208V207H258ZM10 209V210H9ZM27 209V208H26ZM30 209V208H29ZM53 209V208H51ZM50 209V210H51ZM89 209V208H88ZM200 209V208H199ZM220 209V210H221ZM49 210V211H50ZM66 210V209H65ZM106 210V209H105ZM128 210V209H127ZM184 210V209H183ZM201 210V209H200ZM207 210V209H206ZM219 210V209H218ZM19 211V210H18ZM42 211V210H41ZM48 211V210H46ZM53 211V210H51ZM91 211V209H90ZM124 211V210H123ZM224 212H226L225 210H223ZM223 211L222 214H223ZM263 211V210H262ZM261 212V211H259ZM55 213V212H54ZM71 213V212H70ZM131 213V212H130ZM133 213V212H132ZM148 213V212H147ZM176 213V212H174ZM185 213V212H184ZM226 213V214H227ZM43 214V213H42ZM58 214V213H57ZM76 214V213H75ZM112 214V213H111ZM110 214V216H111ZM154 214V213H153ZM169 214V213H168ZM1 215V213H0ZM3 215V214H2ZM31 215V214H30ZM49 215V214H48ZM47 215V216H48ZM158 215V213H157ZM208 215V214H207ZM224 215L223 214V218H224ZM228 215V216H229ZM259 215V214H258ZM19 216V215H18ZM38 216V215H37ZM65 216V215H64ZM70 216V215H69ZM177 215H173L170 219H172L173 221H175L177 224L176 226L174 227H170V226H166V225H163L162 227L160 228H163L162 230H164V233L166 234V237L169 239V241H172L173 242L175 241L176 238H179L178 235L179 233L181 232L180 231V228L183 227L185 224H183V221H182V217H176ZM251 216V215H250ZM88 217V216H87ZM97 217V216H96ZM123 217V216H122ZM156 217V216H155ZM221 217V218H220ZM227 217V215H226ZM231 217H229L231 219ZM3 218H4V215H3ZM51 218V216H50ZM91 218V217H90ZM160 218V217H159ZM158 218V220H159ZM168 218V220H169ZM228 218V217H227ZM226 218V219H227ZM228 218V222H229V219ZM44 219V218H43ZM95 219V218H94ZM114 219V218H113ZM123 219V218H122ZM121 219V220H122ZM157 219V218H156ZM164 219V218H163ZM205 220V218H203ZM210 219V221H208L209 223H207V220ZM49 220V219H48ZM61 220V219H60ZM86 220V219H85ZM157 220V221H158ZM165 220V219H164ZM78 221V220H76ZM80 221V220H79ZM83 221V220H82ZM93 221V220H92ZM160 221L163 223V221L160 219ZM159 221V223H161ZM172 221V222H173ZM232 221V222H234ZM243 221L241 223H243ZM258 221V222H257ZM256 224H253L251 223L250 221V224H248L247 226V230H251V232L253 231V233L256 234V237L255 239L257 240L256 242H258V248H256V256L258 258L257 260V263H253V264H264V212L260 213L259 215V218L257 220ZM51 222V221H49ZM54 222V221H53ZM69 221H67L68 223ZM81 222V221H80ZM84 222V221H83ZM91 222V221H90ZM99 222V220H98ZM120 222V221H119ZM118 222V223H119ZM147 222V221H146ZM166 222V220H165ZM168 222V221H167ZM205 222V221H204ZM247 222V221H245ZM244 222V223H245ZM248 222V223H249ZM61 223V222H59ZM89 222H87L88 224ZM114 223V222H113ZM112 223V225H113ZM121 223V222H120ZM174 223V222H173ZM203 223V222H202ZM255 223V221H254ZM72 224V223H71ZM86 224V225H87ZM91 224V223H90ZM89 224V225H90ZM122 224V223H121ZM151 224V223H150ZM234 224V223H233ZM233 224L231 223V225L233 226ZM30 225V224H29ZM33 225V224H32ZM42 224L40 226H43ZM56 225V224H55ZM65 225V224H64ZM93 225V224H92ZM146 225V224H145ZM239 225L240 228H237L236 226L234 227L237 228L235 230L237 231H243V225L240 224V222L237 224ZM242 227H241V226ZM247 225V224H246ZM245 225V226H246ZM81 226V225H80ZM79 226V228H80ZM225 226V227H224ZM31 227V226H29ZM116 227V226H115ZM185 227V226H184ZM203 227V226H202ZM205 227V226H204ZM203 227V228H204ZM61 228V227H60ZM75 228V227H74ZM77 228V227H76ZM78 228V230H79ZM88 228V227H86ZM114 228V227H113ZM153 228V227H152ZM159 228V229H160ZM208 228V226H207ZM207 228L205 227V230H207ZM245 228V227H244ZM112 229V228H111ZM115 229V228H114ZM183 229V228H182ZM209 229V230H210ZM233 229V231H234ZM38 230V229H37ZM61 230H64V229H61ZM93 230V229H92ZM109 230V229H108ZM185 230V229H184ZM187 230V228H186ZM207 230V231H209ZM25 231V230H24ZM80 231V230H79ZM94 231V230H93ZM156 231V230H155ZM206 231V232H207ZM91 232V231H90ZM107 232V230H106ZM111 232V231H110ZM108 232V233H110ZM144 232V231H143ZM210 232V231H209ZM215 232V233H216ZM236 232V231H234ZM78 233V232H77ZM83 233V232H82ZM85 233V232H84ZM83 233V234H84ZM89 233V232H88ZM239 233V232H237ZM247 233V231H246ZM23 234V233H22ZM81 234V233H80ZM94 234V233H93ZM92 234V235H93ZM124 234V233H123ZM138 234V233H137ZM204 234V233H203ZM207 234V233H206ZM210 234V233H209ZM235 234V233H234ZM244 234V233H243ZM18 235V236H17ZM147 235V234H146ZM149 235V234H148ZM162 235V234H161ZM205 235V234H204ZM231 235V236H232ZM236 235V234H235ZM0 236V237H1ZM21 236V235H20ZM67 236V235H66ZM83 236V235H82ZM110 236V235H109ZM115 236V235H114ZM123 235L122 234H119L118 236H116L117 238L114 239L115 240H111V243L114 244V242H118L121 237ZM135 235H133L134 237ZM137 236V235H136ZM143 236V234H142ZM163 236V235H162ZM234 236V235H233ZM238 236V235H237ZM24 237V236H23ZM27 237V236H26ZM91 237V235H90ZM93 237V236H92ZM105 237V236H104ZM235 237V236H234ZM244 237V235H243ZM247 237V236H246ZM245 237V238H246ZM124 238V236H123ZM138 238V237H137ZM207 238V237H205ZM213 238V237H212ZM217 238V237H216ZM215 238V239H216ZM20 239V238H19ZM84 239V237H83ZM86 239V238H85ZM94 239V238H92ZM107 239V238H106ZM125 239V238H124ZM161 239V238H160ZM208 239V238H207ZM2 240V241H3ZM64 240V239H63ZM80 240V239H79ZM95 241H97L96 239H94ZM93 240V241H94ZM99 240V239H98ZM101 240V239H100ZM109 240V238H108ZM127 240V239H126ZM137 240V239H136ZM153 240V239H152ZM156 240V239H155ZM162 240V244H165V241L163 239ZM210 240V239H209ZM250 240V238H249ZM1 241V242H2ZM145 241V240H144ZM168 241V243H169ZM239 241V240H238ZM4 242V241H3ZM79 242V241H77ZM83 242V241H82ZM81 242V243H82ZM87 242H90V241H87ZM104 242V241H103ZM202 242V241H201ZM213 242V241H211ZM210 242V243H211ZM246 242V241H245ZM248 242V240H247ZM72 243V242H71ZM120 243V241H119ZM243 241H241V246L240 247H243L244 244ZM75 243L71 244L72 246L70 247L69 246V249H67V254H70V255H67L68 256H74L78 255V252H86V249L88 248L87 246L89 245H84L83 243V247L80 249L79 246H75L74 245ZM91 244V242H90ZM107 244V243H106ZM171 244V243H170ZM173 244V243H172ZM176 244V243H175ZM173 244V245H175ZM204 245V243H202ZM213 244V243H211ZM6 245V246H7ZM95 245V244H94ZM93 245V246H94ZM117 246L119 244H116ZM122 245V243H121ZM160 245V244H159ZM169 244L165 245L166 247L168 246ZM203 245V246H204ZM225 245V244H224ZM238 245V243L236 244ZM3 246V245H2ZM61 246V245H60ZM92 246V245H91ZM109 246V245H108ZM112 246V245H111ZM110 246V247H111ZM124 246V245H122ZM216 246L213 244V246H204V248H199L197 250V252H195L194 254L191 252V256L189 255L187 258H188V263L187 264H194V261H196V258H201L202 260H207L206 262L208 263V260H210L211 258L215 257L214 260L216 259L217 257V253H215L216 251ZM249 246V245H248ZM4 247V246H3ZM63 247V246H62ZM90 247V246H89ZM120 247V246H119ZM118 247V248H119ZM176 247V246H174ZM173 247V248H174ZM180 247V246H179ZM188 247V246H187ZM195 247V246H194ZM199 247V246H198ZM224 247V246H222ZM233 247V246H232ZM239 247V248H240ZM245 247V246H244ZM242 248V251L245 250V248ZM93 248V247H92ZM108 248V247H107ZM150 248V247H149ZM182 248V247H181ZM247 248V247H246ZM250 248V247H249ZM148 249V248H147ZM172 249L169 247V250ZM177 249V247H176ZM174 249V250H176ZM193 249V248H192ZM220 249V247L218 248ZM224 249V248H223ZM241 249V248H240ZM239 249V250H240ZM32 250V251H31ZM59 250V249H58ZM106 250V249H104ZM114 250V249H113ZM153 250V249H151ZM194 250V249H193ZM48 251V252H49ZM115 251V250H114ZM163 251V250H162ZM167 251H168V248H167ZM171 251V250H170ZM180 251V250H179ZM182 251V250H181ZM196 251V249H195ZM221 251V249H220ZM7 252V251H6ZM47 252V251H46ZM45 252V253H46ZM157 252V250H156ZM185 252V251H184ZM246 252V251H245ZM244 252V253H245ZM43 253V252H42ZM187 253V251H186ZM190 253V251H189ZM235 253V252H234ZM243 252L240 251V254L238 255H241ZM247 253V252H246ZM2 254V253H1ZM58 254V253H57ZM73 254V255H72ZM136 254V253H135ZM156 253H151V252H146L144 253V257L145 259H148V260H151V261H157L158 259V256L155 255ZM158 254V252H157ZM55 254H53L54 256ZM81 255V254H80ZM160 255V254H158ZM187 255V254H186ZM236 255V254H235ZM41 256V255H40ZM60 256V255H59ZM142 256V255H141ZM242 256V255H241ZM245 256V255H244ZM252 256V255H251ZM47 257V256H46ZM77 257V256H75ZM84 257V256H83ZM112 256L110 255V253L108 251H102L101 253L97 254L96 256H94V258L90 260H85L84 261V258L80 259L82 261L80 262H84V264H114V263H110L111 258ZM125 257V256H124ZM143 257V256H142ZM5 258V257H4ZM42 258V257H41ZM74 257H72V260ZM134 258V257H133ZM239 259H241V257H238ZM244 258V257H243ZM256 258V257H255ZM6 259V258H5ZM45 259V258H43ZM51 259V258H50ZM67 259V258H66ZM129 259V258H128ZM135 259V258H134ZM133 259V260H134ZM142 259V258H141ZM221 259L222 260V255L218 256V260ZM246 259V258H245ZM254 259V258H253ZM35 260V259H34ZM125 260V258L123 259ZM139 260V259H138ZM147 260V261H148ZM220 260V261H221ZM249 259H247L248 261ZM256 260V259H255ZM36 261V260H35ZM43 261V260H42ZM42 261L40 260H37L36 261V264H42ZM46 261V260H45ZM57 261V260H55ZM61 261V260H60ZM63 261V260H62ZM78 261L79 263V260L75 259L73 262L71 263H66V264H76ZM115 261V260H114ZM212 260H210L211 262ZM217 261V260H216ZM242 261V260H241ZM247 261H245L247 263ZM5 262V261H4ZM48 262V261H47ZM112 262V261H111ZM119 262V261H118ZM128 262V261H127ZM149 262V261H148ZM158 262V261H157ZM199 262V261H198ZM209 262V263H210ZM249 262V261H248ZM255 262V261H254ZM49 263V262H48ZM140 263V261H139ZM159 264V263H155V262H152V264ZM197 263V262H196ZM245 263V264H246ZM50 264V263H49ZM56 264H65L62 263V262H59L58 263L56 262ZM80 264V263H79ZM122 264V263H120ZM167 264V263H166ZM172 264V263H171ZM214 264V263H213ZM240 264V263H239ZM248 264V263H247ZM252 264V263H251Z\"/></svg>", "mask_w": 264, "mask_h": 264}]
</instances>
